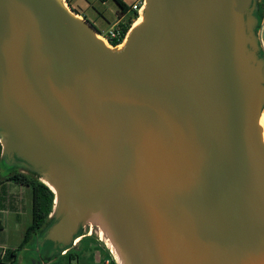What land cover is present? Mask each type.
Here are the masks:
<instances>
[{
    "label": "water",
    "instance_id": "95a60500",
    "mask_svg": "<svg viewBox=\"0 0 264 264\" xmlns=\"http://www.w3.org/2000/svg\"><path fill=\"white\" fill-rule=\"evenodd\" d=\"M144 3L109 46L67 0H0V172L54 193L26 247L264 264L263 0Z\"/></svg>",
    "mask_w": 264,
    "mask_h": 264
},
{
    "label": "crops",
    "instance_id": "0c3cea01",
    "mask_svg": "<svg viewBox=\"0 0 264 264\" xmlns=\"http://www.w3.org/2000/svg\"><path fill=\"white\" fill-rule=\"evenodd\" d=\"M71 8L89 19L101 32L112 27L135 25L133 5L141 0H123L122 12L116 0H67ZM33 221V190L29 185L0 178V264H36L37 254L20 247L27 228ZM48 264H117L111 252L86 235L76 245Z\"/></svg>",
    "mask_w": 264,
    "mask_h": 264
},
{
    "label": "trees",
    "instance_id": "16d2710c",
    "mask_svg": "<svg viewBox=\"0 0 264 264\" xmlns=\"http://www.w3.org/2000/svg\"><path fill=\"white\" fill-rule=\"evenodd\" d=\"M116 2L120 5L122 12L127 10V6L123 2V0H116ZM137 14L138 13L136 12V17ZM262 14L264 17V1H263ZM128 30L129 27L122 29L123 37L126 36ZM121 41L122 39H113L111 43L116 45ZM1 150H2V146L0 144V156H1ZM4 178L7 180H12L17 183L29 185L32 187L33 190V221L31 225L27 228L25 237L20 245V247H23L27 245L31 241L33 236L37 232H39L47 223L48 216L53 205L54 193L47 185H45L44 183H42L41 181H39L37 178H35L30 174L14 171L9 175L5 176Z\"/></svg>",
    "mask_w": 264,
    "mask_h": 264
},
{
    "label": "built area",
    "instance_id": "2783aa9c",
    "mask_svg": "<svg viewBox=\"0 0 264 264\" xmlns=\"http://www.w3.org/2000/svg\"><path fill=\"white\" fill-rule=\"evenodd\" d=\"M144 5V0H141L139 3H136L133 5V9L138 13L136 19L139 17V13ZM122 29L120 27H112L110 28L106 33H103L102 36H104L108 42L111 43L113 39H124L125 37L122 36ZM264 33V31H263ZM264 37V36H263ZM262 43L264 46V39H262Z\"/></svg>",
    "mask_w": 264,
    "mask_h": 264
},
{
    "label": "bare ground",
    "instance_id": "6f19581e",
    "mask_svg": "<svg viewBox=\"0 0 264 264\" xmlns=\"http://www.w3.org/2000/svg\"><path fill=\"white\" fill-rule=\"evenodd\" d=\"M144 7H145V3L143 5L141 11L144 9ZM143 19H144L143 16L139 15V17L137 18V21H136L135 25H138L139 23H141L143 21ZM99 37H101L109 46H112L104 36L99 35ZM123 41H125V40H123ZM123 43L120 46H122ZM260 123L262 125V134H263V139H264V113H263V115L261 117Z\"/></svg>",
    "mask_w": 264,
    "mask_h": 264
},
{
    "label": "rangeland",
    "instance_id": "374dc122",
    "mask_svg": "<svg viewBox=\"0 0 264 264\" xmlns=\"http://www.w3.org/2000/svg\"><path fill=\"white\" fill-rule=\"evenodd\" d=\"M264 1V0H263ZM263 31H264V21H263V25H262V27H261V38L262 39H264V33H263ZM1 172H0V178H1ZM91 237L92 238H94L95 240H97L99 243H101L102 244V246L103 247H105L106 249H108L107 247H106V245L95 235V234H93V235H91ZM109 250V249H108Z\"/></svg>",
    "mask_w": 264,
    "mask_h": 264
}]
</instances>
